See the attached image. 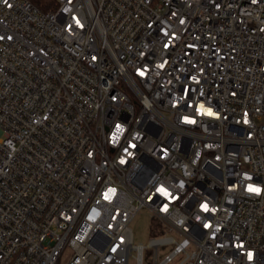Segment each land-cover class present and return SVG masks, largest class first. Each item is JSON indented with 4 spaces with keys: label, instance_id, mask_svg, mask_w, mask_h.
<instances>
[{
    "label": "built area",
    "instance_id": "obj_1",
    "mask_svg": "<svg viewBox=\"0 0 264 264\" xmlns=\"http://www.w3.org/2000/svg\"><path fill=\"white\" fill-rule=\"evenodd\" d=\"M55 1L0 0V264H264V0Z\"/></svg>",
    "mask_w": 264,
    "mask_h": 264
},
{
    "label": "rangeland",
    "instance_id": "obj_2",
    "mask_svg": "<svg viewBox=\"0 0 264 264\" xmlns=\"http://www.w3.org/2000/svg\"><path fill=\"white\" fill-rule=\"evenodd\" d=\"M47 1L43 0V2ZM131 227L133 228L135 243L147 245L151 238L164 236V233L160 229L158 219L152 216L147 208H143L137 213L131 222ZM172 248V244L159 246V257H164ZM152 251L151 249L145 250L144 256L147 261L153 256ZM130 264H136L134 257L131 258Z\"/></svg>",
    "mask_w": 264,
    "mask_h": 264
},
{
    "label": "trees",
    "instance_id": "obj_3",
    "mask_svg": "<svg viewBox=\"0 0 264 264\" xmlns=\"http://www.w3.org/2000/svg\"><path fill=\"white\" fill-rule=\"evenodd\" d=\"M41 10L46 11L56 7L55 0H48L43 2V0H32Z\"/></svg>",
    "mask_w": 264,
    "mask_h": 264
},
{
    "label": "snow or ice",
    "instance_id": "obj_4",
    "mask_svg": "<svg viewBox=\"0 0 264 264\" xmlns=\"http://www.w3.org/2000/svg\"><path fill=\"white\" fill-rule=\"evenodd\" d=\"M208 114H209V115L212 114L210 110L208 111ZM249 191H259V190L256 189V188H251V187H250V188H249ZM205 207H206V206H205ZM251 258H252L251 253H249V259H251Z\"/></svg>",
    "mask_w": 264,
    "mask_h": 264
}]
</instances>
